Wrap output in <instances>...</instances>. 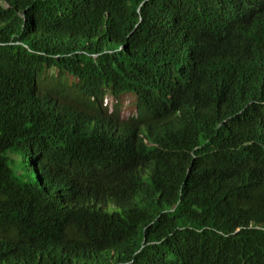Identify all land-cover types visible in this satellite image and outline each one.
<instances>
[{
	"label": "trees",
	"instance_id": "obj_1",
	"mask_svg": "<svg viewBox=\"0 0 264 264\" xmlns=\"http://www.w3.org/2000/svg\"><path fill=\"white\" fill-rule=\"evenodd\" d=\"M132 1L0 0V264H264V149L257 146L260 179L253 183L238 184L248 169L235 173L223 164L225 142L264 120V42L251 51L229 40L207 90L187 96L193 107L176 125L169 160L144 203L128 182L105 176L102 188L120 195L121 205L102 212L82 166L103 164L102 152L82 143L76 127L53 143L61 120L37 94L58 83L49 68L77 78L67 91L84 92L87 101L123 88L137 69L104 51L109 29L134 47L157 48L174 24L188 23L199 0H148L152 11L135 28ZM25 147L44 160L40 181L31 182L33 174L12 158ZM73 165L85 176L74 179Z\"/></svg>",
	"mask_w": 264,
	"mask_h": 264
},
{
	"label": "clouds",
	"instance_id": "obj_2",
	"mask_svg": "<svg viewBox=\"0 0 264 264\" xmlns=\"http://www.w3.org/2000/svg\"><path fill=\"white\" fill-rule=\"evenodd\" d=\"M131 3H136L138 13L135 28L142 21V13L146 16L152 7L148 0ZM195 11L188 23L174 24L168 43L156 42L157 48L144 42L135 49V44L109 29L103 37L107 46L104 51L125 57L137 69L125 87H107L100 98L91 95L89 101L79 90L72 93L71 100L64 98L69 80L48 91L39 89L45 96L37 93L48 111L61 120L55 128L62 129V133L53 134V143L61 145L64 132L76 127L82 143L102 152L103 164L89 162L82 166L91 174V184L100 195L95 204L104 213H116L121 205L120 195L102 188L105 182L100 181L105 176L128 182L131 195L143 203L155 192L157 179L169 160V147L176 138V125L186 119L185 110L193 107L187 96H198L207 90L208 73L213 65L224 60L228 41L239 39L251 51L260 49L264 42V0H199ZM230 61L233 63V58ZM69 109L76 113L68 112ZM254 125L248 126L246 137L223 145L224 169L235 173L250 171L246 178L238 177L240 185L260 179L253 167L258 157L257 146L264 149V120ZM35 152L25 147L21 160L26 173L33 174L31 182L42 180L45 173L44 160ZM28 156L35 172L26 163ZM192 156L195 158V153ZM12 158L20 159L19 155ZM70 159L67 157V162ZM75 165L67 168L77 180L85 175L80 176ZM136 185L150 189L140 191Z\"/></svg>",
	"mask_w": 264,
	"mask_h": 264
},
{
	"label": "rangeland",
	"instance_id": "obj_3",
	"mask_svg": "<svg viewBox=\"0 0 264 264\" xmlns=\"http://www.w3.org/2000/svg\"><path fill=\"white\" fill-rule=\"evenodd\" d=\"M49 71H52L53 72V74H54V79L58 82L57 83V85H59V83H63V82H65L66 80H71V79H73V75L72 74H69L68 72H64V71H59L57 68H49L48 69ZM49 73H47V77H49ZM77 79V78H76ZM73 94L72 93H70L69 91H67V90H65L64 91V98L66 99V100H71L72 98H73ZM19 158L20 159H18V162H20L21 163V165H23V163L21 162V160H22V156L21 155H19Z\"/></svg>",
	"mask_w": 264,
	"mask_h": 264
}]
</instances>
